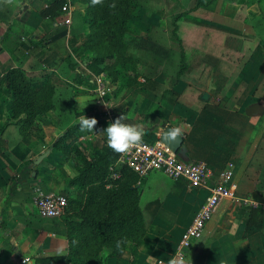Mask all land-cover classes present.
Here are the masks:
<instances>
[{
  "label": "crops",
  "instance_id": "obj_1",
  "mask_svg": "<svg viewBox=\"0 0 264 264\" xmlns=\"http://www.w3.org/2000/svg\"><path fill=\"white\" fill-rule=\"evenodd\" d=\"M7 1L15 8L17 15L7 25L0 21V78L7 71L19 68L21 60L13 54L17 49L19 34L23 39L30 38L36 42L61 26L63 20L61 14L56 17H41L40 13L50 6L52 0ZM169 1L177 9L185 11L181 0ZM3 2L6 1H0V8ZM66 3L81 15L83 21L86 19V7L80 0H65ZM199 4L202 11L211 15L207 24L230 33L221 40L222 48L236 53L241 51L243 39L232 34L255 37L250 26L236 19L241 4L233 5L224 0H199ZM263 10L264 0L251 6L246 11V17L252 21ZM170 16L165 10L153 13L138 8L136 16L129 23L132 37L147 38L152 27L166 31ZM187 18L206 24L197 18ZM86 33L87 29L84 27L78 39L66 36L42 48L34 59L26 60V71L32 72V67L37 64L51 73V85L65 84L67 79L58 70L71 55V51L82 44ZM170 44L174 46L173 41ZM262 46L263 43H260L253 51L235 82L226 86L228 92L223 99L210 95L215 88L211 80L208 82L207 92L203 96V108H207L203 110L198 108L194 112L181 104L172 105L154 94L144 92L140 87H133L124 91L115 105V113L108 108V111H112L111 119L104 116L106 109L99 106L89 109L84 106L96 100L92 75L84 64V59L90 58V55L76 58L77 79L70 84L74 102L78 105L75 111L76 123H81L90 112L97 110L99 112L94 114L102 120L100 130L75 133L66 142V157L52 148L64 131L57 127L56 119L51 113L39 116L35 120L33 133L27 137H20L15 127L5 130L0 138V264H23L25 260L27 262L24 264H35L36 259L64 257L68 254L66 238L58 234L52 225L41 221L35 204L37 195L62 194L68 200L79 199V191L75 187H68L73 173L76 174L77 164L71 149L76 145H87L85 149L90 155L99 154L106 136L103 132L121 115H125L129 123L145 125L147 131L143 142L147 144L160 141L167 127L173 130L179 128L182 136H189L192 132L194 149L204 150L207 159H214L219 163L209 167L213 175L209 185L214 181H221L222 174L230 170V181L237 186L235 194L239 190L241 195H248L247 201L264 206V193L257 189L259 182L242 181L264 132V100L254 97V92L264 77ZM138 81L143 83L141 78ZM155 82L177 95L185 90V84L163 74ZM240 84L244 85L243 92L233 102L230 97L235 89L241 88ZM112 86L110 99L116 93V85L112 83ZM10 103V93L2 86L0 133L9 123ZM195 125L197 128L193 130ZM81 137H85V140L80 141ZM74 139L75 146L71 143ZM91 150L95 153H91ZM184 155L186 161L180 160L185 163L194 162L189 158L185 145ZM41 156L43 158L36 165L35 162ZM30 162L32 164L29 165ZM41 164L44 167H40ZM137 187L139 206L142 210L146 209L149 217H154L153 221L138 247L127 246L118 259L108 258L104 254L103 264H168L179 247L181 236L208 196L206 189L195 190L185 182H174L161 173H151ZM191 261L192 264H264V211L259 207L242 206L235 201L223 202L206 225L201 239L186 251L183 262L191 264Z\"/></svg>",
  "mask_w": 264,
  "mask_h": 264
},
{
  "label": "trees",
  "instance_id": "obj_2",
  "mask_svg": "<svg viewBox=\"0 0 264 264\" xmlns=\"http://www.w3.org/2000/svg\"><path fill=\"white\" fill-rule=\"evenodd\" d=\"M0 1H6L1 3L0 21L7 25L17 12L9 1ZM80 2L86 7L84 21L74 11L70 27L58 26L39 41L23 39L19 34L17 49L13 53L21 60L19 68L7 71L0 78V88L4 86L11 96L10 120L3 127L0 138L8 127H15L22 138L29 136L34 131L35 120L49 113L55 117L57 127L64 131L53 149H58L75 133L82 131L81 123H76L78 105L74 102L70 84L77 79L76 58L86 54L90 58H85L84 64L91 75L104 74L113 83L120 81L121 90L140 87L167 103L181 104L194 112L198 108H207H203V95L210 80L215 88L211 92L212 97L223 99L228 92L226 86L235 82L260 43H263L261 54L264 56V10L252 21L246 17V11L263 0H224L225 3L241 4L240 19L238 16L236 19L255 32L253 38L232 34L243 39L242 49L237 53L221 47V40L230 33L207 24L211 15L202 11L199 0H182L184 12L169 0ZM64 4L65 0H52L50 6L40 13L41 17L62 15ZM138 8L153 13L162 10L169 13L167 30L152 27L147 38L132 37L129 23L136 16ZM187 16L203 20L206 24L190 20ZM84 27L87 33L82 44L71 51L58 70L62 77H66L65 84L51 85V73L37 64L32 67V72L26 71V60L34 59L39 50L66 36L78 39ZM162 74L185 84V90L177 95L159 86L155 79ZM139 78L143 79V83L138 81ZM240 85L241 88L235 89L230 97L233 102L243 92L244 85ZM263 88L264 77L254 92L255 98L264 100L258 93ZM90 105L91 102L84 106ZM96 121L94 129L100 130L102 120L96 118ZM196 126L193 130H196ZM193 137L192 132L189 136L183 135L184 145L193 163L202 161L209 167L218 165L216 160L206 158L204 150L194 149ZM71 151L77 164L76 174L71 177L68 187H75L80 198L67 199L66 211L61 219L41 218L43 223L52 225L58 234L66 238L68 254L36 259L35 264H103L104 254L108 258L118 259L127 246L136 248L142 243L154 218L139 206L138 177L125 166L116 164V155L104 146L95 156L81 145H76ZM63 155L66 157V150ZM112 176H116V179H112ZM242 181L259 182L257 189L264 193V134ZM235 196L238 199L248 198V195H241L239 190Z\"/></svg>",
  "mask_w": 264,
  "mask_h": 264
},
{
  "label": "built area",
  "instance_id": "obj_3",
  "mask_svg": "<svg viewBox=\"0 0 264 264\" xmlns=\"http://www.w3.org/2000/svg\"><path fill=\"white\" fill-rule=\"evenodd\" d=\"M62 25L71 26L74 10L69 3L62 7ZM93 93L98 103L103 109H106L104 116L112 118L108 111L109 97L113 92L112 83L104 74L98 76L92 75ZM112 123V122H111ZM81 137L80 141H84ZM103 146L117 157L116 164L123 165L135 174L140 184L151 173H161L174 182H185L189 187L195 190L206 189V197L202 207L195 215L191 225L183 233L180 239L179 247L168 264H180L185 260L186 251L190 246L201 239L206 225L211 221L219 206L225 201L239 202L242 206L261 208L264 206L257 203L249 202L246 199H238L235 196L237 189L236 184L231 182L232 173L230 170L225 171L221 176V181H215L209 185L213 179L212 171L204 162L185 163L174 154L169 148L157 141L153 144L142 143L140 146L131 148L123 153L113 152L107 144V137L103 138ZM116 179V176H112ZM38 215L41 218L61 219L66 211L67 198L62 194L42 195L38 193L35 201ZM27 260L22 263H26Z\"/></svg>",
  "mask_w": 264,
  "mask_h": 264
},
{
  "label": "clouds",
  "instance_id": "obj_4",
  "mask_svg": "<svg viewBox=\"0 0 264 264\" xmlns=\"http://www.w3.org/2000/svg\"><path fill=\"white\" fill-rule=\"evenodd\" d=\"M127 119L125 115H121L110 123L103 132L106 134L108 147L115 153H123L133 147L142 145L143 138L146 135L147 129L145 125L129 123ZM96 124L95 118L89 119L85 117L81 121V130L92 133ZM179 133L180 129H175L170 133V138L175 139ZM182 264H186V262H182Z\"/></svg>",
  "mask_w": 264,
  "mask_h": 264
},
{
  "label": "rangeland",
  "instance_id": "obj_5",
  "mask_svg": "<svg viewBox=\"0 0 264 264\" xmlns=\"http://www.w3.org/2000/svg\"><path fill=\"white\" fill-rule=\"evenodd\" d=\"M182 1V0H181ZM230 4V3H229ZM234 5V4H233ZM240 10H241V8H240ZM240 10H239V12H240ZM181 11H183V10H181ZM237 16H238V18L240 19V16H239V13L237 14ZM107 79L110 81V82H112V80H111V78L110 77H107ZM113 83V82H112ZM113 84H115L116 85V93L114 94V96H113V98H111L110 100H109V107L113 110V112L115 113V111H116V108H115V105L117 104V102H119V100L122 98V95H123V93H124V91L126 90H121V88H122V84H120V81L117 83V82H115V83H113ZM260 91H258V93L261 95V96H263L264 97V88L263 89H259ZM207 92V91H206ZM206 92H205V94H206ZM204 94V95H205ZM203 95V96H204ZM210 95H211V93H210ZM212 96V95H211ZM257 99H259V98H257ZM185 100H187V98H185ZM95 101V102H94ZM94 101H92L91 103H92V105H90L88 108L90 109V108H96V107H101V109H103V107L101 106V104L100 103H98V101L97 100H94ZM95 103V104H94ZM184 107V106H183ZM96 112H99V111H97V110H94V113H96ZM112 112V111H111ZM93 112H90V114L86 117V118H89V119H92V118H98V115H95ZM263 134H264V132H263ZM262 134V135H263ZM73 138V137H72ZM261 138H262V136H261ZM72 145L73 146H75L76 145V139H74L72 142ZM258 144H259V142H258ZM69 145V144H68ZM67 145V146H68ZM71 145V146H72ZM71 146H69V148L71 147ZM85 147H88L87 145H85L84 146V148ZM257 147H258V145L256 146V149H257ZM65 149H66V144L64 143V144H62L58 149L56 148V149H54L55 150V152L56 153H63L64 151H65ZM71 149V148H70ZM255 149V150H256ZM91 153H95V151L94 150H91L90 151ZM71 153H72V151H71ZM40 167H44V165L43 164H41L40 165ZM75 174L73 173V175L72 176H74Z\"/></svg>",
  "mask_w": 264,
  "mask_h": 264
},
{
  "label": "water",
  "instance_id": "obj_6",
  "mask_svg": "<svg viewBox=\"0 0 264 264\" xmlns=\"http://www.w3.org/2000/svg\"><path fill=\"white\" fill-rule=\"evenodd\" d=\"M174 130L171 129L170 127H167L164 129L162 136L160 138L161 144L169 148L174 154H176L180 159H183L186 161V157L184 155V138L182 135H177L175 139L170 138V133L173 132ZM43 156H41L35 164L37 165Z\"/></svg>",
  "mask_w": 264,
  "mask_h": 264
}]
</instances>
